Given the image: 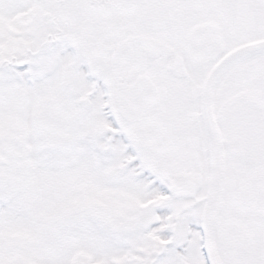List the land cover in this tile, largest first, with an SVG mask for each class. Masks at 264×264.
<instances>
[{"label": "snow or ice", "instance_id": "1", "mask_svg": "<svg viewBox=\"0 0 264 264\" xmlns=\"http://www.w3.org/2000/svg\"><path fill=\"white\" fill-rule=\"evenodd\" d=\"M0 264H264V0H0Z\"/></svg>", "mask_w": 264, "mask_h": 264}]
</instances>
